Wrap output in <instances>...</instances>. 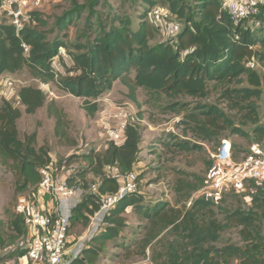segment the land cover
<instances>
[{"label":"trees","instance_id":"1","mask_svg":"<svg viewBox=\"0 0 264 264\" xmlns=\"http://www.w3.org/2000/svg\"><path fill=\"white\" fill-rule=\"evenodd\" d=\"M96 3L90 4L84 28L73 45L75 51L69 53L72 64L61 58L60 70L54 60L67 44L58 37L49 39L52 31L47 13L31 11L30 19L19 31L2 17L0 81L7 73L27 69L35 79L84 98L82 106L91 116L99 110L100 96L120 81L131 101L139 104L138 93L142 90L146 95L144 103L158 106L164 114L178 115L177 126L183 128L184 137L173 133L170 136L180 151L204 149L203 145L211 141L220 145L226 132L251 138L250 144H264L259 104L264 94V33L257 29L263 14L258 21L235 23L222 0H141L146 9L139 17L117 12L110 23L95 9ZM158 3L169 5L167 9L181 30L153 44L159 28L153 21L152 9L160 6ZM84 8L76 3L74 9L56 17L59 30H67ZM81 36L85 40L81 41ZM250 60L256 62L255 67L248 65ZM212 91L217 92V98L210 101ZM19 98L27 114H35L46 105L48 115L55 119L56 136L76 144L68 138L67 112L44 89L23 86ZM22 116L20 107L0 97V165L15 174L20 192L32 189L29 200L37 204L42 197L40 171L54 162L48 150L37 146V132L21 137ZM142 130L138 122L129 121L122 143H111L104 154L91 150L82 155L84 167L67 178L70 185L84 188L83 200L73 209L71 227L77 222L87 227L101 207L102 196L119 190V182L106 172L107 165H117L123 173L134 171L142 152ZM156 142L171 146L166 141ZM236 148L232 142L234 159ZM208 164L212 166L213 162ZM89 177L93 181L88 184ZM94 183L98 194L91 192ZM207 183L203 177L196 185H176L175 192L184 201L182 206L178 200L172 204L162 199L153 205L144 204L146 197L142 193L128 194L106 215L107 226L70 264H97L107 241L118 236L126 225L123 214L130 207L145 222L143 237L137 243L144 256L150 250L152 264H264V181L245 180L241 190L226 188L218 199L197 196ZM230 196L248 198V204H229ZM25 227L28 230L25 215L13 213L10 228L17 232V238L25 234ZM225 233H236L238 240L232 236L224 239ZM14 241L12 238L9 244ZM19 252L23 257L27 249Z\"/></svg>","mask_w":264,"mask_h":264},{"label":"rangeland","instance_id":"2","mask_svg":"<svg viewBox=\"0 0 264 264\" xmlns=\"http://www.w3.org/2000/svg\"><path fill=\"white\" fill-rule=\"evenodd\" d=\"M93 1H97L95 9L98 13L101 14L104 20H109L110 23L112 22L111 16L117 12L121 14L125 13V15L128 14L136 19L146 9L141 4V0H126L127 2L124 6L122 5L124 0H44L39 10L47 13L50 17L49 29L52 32L49 34V39L53 41L58 37L66 42L67 46L64 47L65 53L68 55L66 61H69L71 64L72 58L69 53L75 51L73 45L79 40L90 12V4ZM76 3L84 5V10L77 15L67 30L60 31L56 26V17L63 16L65 12L74 9ZM158 4L163 8L165 7L164 9L169 7L168 4ZM2 17L4 15L1 13L0 21ZM160 25L161 28L158 27L159 30L156 31L153 44L166 38L161 31L164 23ZM182 25L184 26L183 22ZM257 26V29L264 33V17L260 19ZM81 38V41L85 40L82 36ZM261 70L264 72V67ZM46 84L32 77L27 69L16 73H7L1 77L0 97L10 100L23 111V116L19 120L21 137L24 138L26 134L37 132V146H42L50 152V157L54 162L53 167L56 171L60 175H67L68 173L72 175L84 167L83 154L89 153L91 150L104 154L106 148L114 142L107 136L106 129L103 128L100 122L105 112L114 106H126L130 108L132 116L128 121L138 122L143 128L142 152L134 166V171L137 174L138 192L146 197L144 204L153 205L154 201L162 199L163 201H170L172 204H176L178 200L180 201L179 205L182 206L184 201L180 193L175 192V186L188 182L196 185L199 183L200 178L203 177L208 179L207 185H209L212 182L216 168L214 162L217 157L214 154H216L219 148L222 149L223 139L230 140L231 144L232 142L236 143L237 148L235 151L237 159L241 158L251 145V138L241 135L232 136L226 132L221 136L222 141L220 145L216 144L217 142L215 141H211L203 145L204 149L192 152L180 151L174 147L175 140L170 136L173 133L180 138L184 137L183 128L177 126L179 121L178 115L174 113L164 114L158 106L144 103L146 95L142 90L138 93V104L127 97L126 91H124L126 88L121 82L114 83L113 88L97 100L99 102V110L94 116H91L82 106L84 98L76 97L59 88L54 83ZM28 85L44 87L42 89L46 91L48 97L54 98L64 108L70 120L68 138L71 141H75V145H71L66 140L59 139L56 136L55 119L48 115L46 105L35 114H27L24 111L25 108L19 98V90L21 87ZM216 98L217 92L212 91L208 99L211 101ZM259 104L264 119V94ZM112 120L116 123L115 119ZM188 136L191 137L190 135ZM157 140L169 142L171 146L164 147L163 144H157ZM71 156L74 158L70 161L67 160ZM209 161L213 162L212 166H209ZM92 181L93 179L89 177L87 183L89 184ZM224 191L225 189L220 191L204 187L197 192V196L208 195L216 197L211 192L222 195ZM31 192V188L20 192L17 187V177L15 174L0 165V237L5 249L0 264H28L27 258L21 259L19 251L26 249L30 237L29 231L25 227V234L17 238V232H14L10 228V217L13 213L18 212L17 208L20 202L24 200L28 201L30 196H33ZM46 200L48 201L49 197H45ZM227 202L229 204L243 202L247 205L248 198L230 196ZM123 216L126 225L121 229L118 236L107 241V244L102 248L97 264H152L150 261V250L147 249V256H144L137 243L143 237L141 231L145 222L141 221L140 215L132 207L128 208ZM106 226L107 223L105 222L103 228ZM86 229L87 227H84L81 222L73 224L70 230L72 236L70 244H73L79 237L84 235ZM224 236V239L232 236L235 241L238 240L236 233H225ZM12 238L15 240L13 242L15 246L13 247H11L13 244H9Z\"/></svg>","mask_w":264,"mask_h":264},{"label":"built area","instance_id":"3","mask_svg":"<svg viewBox=\"0 0 264 264\" xmlns=\"http://www.w3.org/2000/svg\"><path fill=\"white\" fill-rule=\"evenodd\" d=\"M43 2L44 0H1L0 11L19 31L30 19V12L39 9ZM222 6L235 23H241L244 20L258 21L257 17L264 15V1L262 0H222ZM152 17L159 28H161L160 24L164 23L161 31L166 38L177 35L181 30L180 23L172 19V13L168 9L156 6L152 9ZM23 46L27 51V45L23 44ZM61 58L64 60L68 58L64 47L59 49L54 60V66L57 69L62 68ZM248 64L251 67L256 66L254 60H250ZM131 116L130 108L114 106L105 112L100 122L106 129L107 136L119 144L124 141L125 128ZM112 119H115L116 123ZM231 148L230 140L223 139L222 149L219 148L220 152L217 151L218 153L214 154L217 159L214 162L216 168L212 182L204 187L220 191L236 187L239 191L245 180L264 181V144L252 143L239 159H234ZM106 172L119 182V190L116 193L102 196L101 207L91 216L86 232L70 244L72 241L71 217L74 207L83 200L84 188L78 184L70 185L67 180L70 173L60 175L53 165L41 169L39 194L42 197L39 202L36 204L30 200H24L18 204L17 208L18 213L25 215V223L30 234L26 255L21 259L27 258L28 264H70L82 253L84 247L94 236L104 229L105 217L110 210L128 194L138 192L135 171L123 173L117 165H108ZM91 192L99 193L96 183L92 184ZM211 194L216 195L214 199L221 197L214 192ZM47 196L49 200L45 201ZM191 203L192 200L188 202V205ZM4 250L0 237V260Z\"/></svg>","mask_w":264,"mask_h":264},{"label":"crops","instance_id":"4","mask_svg":"<svg viewBox=\"0 0 264 264\" xmlns=\"http://www.w3.org/2000/svg\"><path fill=\"white\" fill-rule=\"evenodd\" d=\"M116 82H118V81H116ZM116 82H115V83H116ZM119 82H120V81H119ZM121 84H122V83H121ZM122 85H123V84H122ZM124 91H126V89H125ZM68 176H69V174H68ZM13 246H15V244H13L11 247H13Z\"/></svg>","mask_w":264,"mask_h":264},{"label":"bare ground","instance_id":"5","mask_svg":"<svg viewBox=\"0 0 264 264\" xmlns=\"http://www.w3.org/2000/svg\"><path fill=\"white\" fill-rule=\"evenodd\" d=\"M226 153H227V150H226Z\"/></svg>","mask_w":264,"mask_h":264},{"label":"clouds","instance_id":"6","mask_svg":"<svg viewBox=\"0 0 264 264\" xmlns=\"http://www.w3.org/2000/svg\"><path fill=\"white\" fill-rule=\"evenodd\" d=\"M249 65V64H248Z\"/></svg>","mask_w":264,"mask_h":264}]
</instances>
